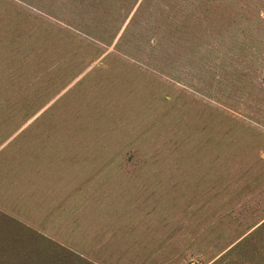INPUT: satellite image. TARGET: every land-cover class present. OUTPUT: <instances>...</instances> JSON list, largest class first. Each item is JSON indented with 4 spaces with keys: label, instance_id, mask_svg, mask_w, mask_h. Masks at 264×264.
Here are the masks:
<instances>
[{
    "label": "rangeland",
    "instance_id": "rangeland-1",
    "mask_svg": "<svg viewBox=\"0 0 264 264\" xmlns=\"http://www.w3.org/2000/svg\"><path fill=\"white\" fill-rule=\"evenodd\" d=\"M0 211L92 264H264V0H0Z\"/></svg>",
    "mask_w": 264,
    "mask_h": 264
},
{
    "label": "trees",
    "instance_id": "trees-1",
    "mask_svg": "<svg viewBox=\"0 0 264 264\" xmlns=\"http://www.w3.org/2000/svg\"><path fill=\"white\" fill-rule=\"evenodd\" d=\"M0 264L92 263L0 211Z\"/></svg>",
    "mask_w": 264,
    "mask_h": 264
}]
</instances>
